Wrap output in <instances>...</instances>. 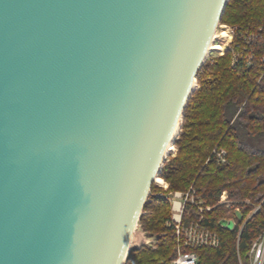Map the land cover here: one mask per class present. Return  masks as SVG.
<instances>
[{
	"label": "water",
	"instance_id": "95a60500",
	"mask_svg": "<svg viewBox=\"0 0 264 264\" xmlns=\"http://www.w3.org/2000/svg\"><path fill=\"white\" fill-rule=\"evenodd\" d=\"M228 1L0 0V264H125Z\"/></svg>",
	"mask_w": 264,
	"mask_h": 264
},
{
	"label": "trees",
	"instance_id": "16d2710c",
	"mask_svg": "<svg viewBox=\"0 0 264 264\" xmlns=\"http://www.w3.org/2000/svg\"><path fill=\"white\" fill-rule=\"evenodd\" d=\"M221 24L236 28L234 42L199 70L176 151L158 178L168 184L161 189L166 193L192 188L194 203L183 218L202 219L203 228L220 237L218 248L196 250L198 264H251L252 247L264 233V0H229ZM240 33L255 39L245 43ZM158 192L154 183L139 220L155 248L131 249L125 264H171L176 257L171 204ZM224 192L230 205H219ZM222 220L236 228H223Z\"/></svg>",
	"mask_w": 264,
	"mask_h": 264
},
{
	"label": "built area",
	"instance_id": "2783aa9c",
	"mask_svg": "<svg viewBox=\"0 0 264 264\" xmlns=\"http://www.w3.org/2000/svg\"><path fill=\"white\" fill-rule=\"evenodd\" d=\"M218 30L221 31L220 35L223 40H225V44L222 45L223 49L218 52L220 55L225 52V50L233 44L234 38L236 35V28L231 27L226 24H220L214 41H216V37L218 35ZM223 34H226L223 36ZM251 39H255L253 35H246L240 33V40L247 43ZM237 59V58H236ZM252 59V57H250ZM264 61V59H263ZM225 152H221L219 154V158L224 161ZM160 183H157L159 187L168 188L167 183H164L162 179H160ZM191 190L187 193L175 192L169 193L167 195L160 194L158 195L161 198L166 199L171 204L172 209V218L169 222L174 228L175 235L177 238V252L176 257L172 260L171 264H198L199 257L196 253V250L212 247L218 248L221 245V240L218 234L213 233L207 229H204L202 226L203 220L193 221V220H185L183 218L185 207L188 203H194V197L191 195ZM221 204H229L227 199V193L224 192L221 196ZM208 210L210 208H207ZM200 211H203V208H199ZM222 220L220 225L229 230H234L236 228V224L233 221H225L226 225H223ZM231 224V227L229 225ZM251 264H264V233L259 237L256 243H254L251 253Z\"/></svg>",
	"mask_w": 264,
	"mask_h": 264
},
{
	"label": "rangeland",
	"instance_id": "374dc122",
	"mask_svg": "<svg viewBox=\"0 0 264 264\" xmlns=\"http://www.w3.org/2000/svg\"><path fill=\"white\" fill-rule=\"evenodd\" d=\"M220 33H221V31L220 30H218V35H217V37H216V42H214V44H217V45H224L225 44V40H223L222 39V37H221V35H220ZM215 36H216V34H215ZM218 52H220V51H210L209 53H208V55H207V58H206V61L210 58V57H216V56H218V55H220ZM197 88V87H196ZM179 135V134H178ZM177 138V137H176ZM171 148H174V150L171 152H169V154L170 153H172V154H174L175 153V151H176V149H175V147H174V144H173V147H171ZM171 154V155H172ZM160 179V178H159ZM163 182L164 183H166L164 180H163ZM155 184H156V182H155ZM168 185V184H167ZM156 186L159 188V192H158V194L157 195H160V194H165V195H167V194H169V193H175V192H180V191H174V192H164V191H161V189L162 190H168V188H163V187H159V185L158 184H156ZM181 193H184V192H181ZM185 193H187V192H185ZM227 199H228V195H227ZM220 201H221V199H220ZM228 201H229V199H228ZM230 201H229V204H224V205H230ZM200 205V204H199ZM219 205H223V204H221L220 202H219ZM201 208V207H200ZM171 215H172V209H171ZM234 223H235V221H233ZM220 224V223H219ZM236 224V223H235ZM155 239L154 238H150V237H148L143 231H142V229H141V227H140V225L138 224V227H137V229H136V231H135V233H134V236H133V240H132V244H131V249H134V248H139V247H141V246H150V247H152V248H155Z\"/></svg>",
	"mask_w": 264,
	"mask_h": 264
},
{
	"label": "bare ground",
	"instance_id": "6f19581e",
	"mask_svg": "<svg viewBox=\"0 0 264 264\" xmlns=\"http://www.w3.org/2000/svg\"><path fill=\"white\" fill-rule=\"evenodd\" d=\"M226 34H223V36H225ZM214 38H215V36H214ZM214 38H213V41H212V44H211V46H210V49H209V52L210 51H221L222 49H223V47H222V45H217V44H214V42H216V41H214ZM216 40V39H215ZM172 147V146H171ZM170 147V149H169V151H168V153L171 151H173L174 150V148H171ZM160 179L159 178H157L156 179V182L157 183H160Z\"/></svg>",
	"mask_w": 264,
	"mask_h": 264
}]
</instances>
